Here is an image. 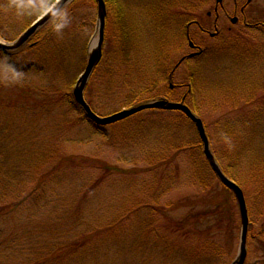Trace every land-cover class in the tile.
Masks as SVG:
<instances>
[{
	"label": "rangeland",
	"instance_id": "obj_1",
	"mask_svg": "<svg viewBox=\"0 0 264 264\" xmlns=\"http://www.w3.org/2000/svg\"><path fill=\"white\" fill-rule=\"evenodd\" d=\"M54 1L0 0L1 39L11 42L27 27L26 10L39 16ZM120 1L129 52L121 49L110 8L103 56L84 91L100 115L171 91L169 73L192 52L185 27L192 11L215 31L217 0ZM241 6L259 29L231 22L242 17ZM217 11L218 37L191 27L205 51L176 68L172 83L187 85H175L173 98L180 100L191 83L187 103L246 197L251 230L244 264H264V0H222ZM60 20L63 47L52 40V49L49 40L12 62L0 54V203L18 202L0 215V264H25L50 252L54 241L67 247L81 239L76 254L47 264H230L240 245L239 206L206 164L203 146L191 144L201 141L195 124L176 110L145 109L101 126L58 98L63 92L74 98L98 34L97 3L70 6ZM199 175L230 197V211L188 219L210 209L200 201L207 190ZM178 201L192 202L168 207Z\"/></svg>",
	"mask_w": 264,
	"mask_h": 264
},
{
	"label": "water",
	"instance_id": "obj_2",
	"mask_svg": "<svg viewBox=\"0 0 264 264\" xmlns=\"http://www.w3.org/2000/svg\"><path fill=\"white\" fill-rule=\"evenodd\" d=\"M73 0H55L48 9H46L41 15H39L26 29H24L16 39L11 42H6L0 37V51L15 50L23 46L29 41V39L43 26L45 25L58 11H60L65 5L69 4ZM97 3V36L93 37L90 43V50L88 53V59L86 66L79 76L76 85L73 89V95L75 101L83 108L87 117L95 122L97 125H107L116 121L125 119L139 111L151 108L166 109V110H181L183 111L195 124L199 137L203 144V151L208 160L211 168L216 173L220 181L231 189L236 197L240 218H241V235L239 251L236 258L230 264H244L247 257V236L249 228V214L247 209L246 198L241 186L229 176H227L218 161L216 160L214 153L210 146L209 137L207 135L203 120L185 103L184 98L180 101H173L166 98H154L121 110L115 111L108 115H100L96 113L88 101L85 99L84 91L87 83L90 79L93 70L101 61L103 55V44L105 40V25L107 16V5L105 0H95ZM221 2L222 0H217ZM237 17L231 18L232 22H236ZM214 32L213 34H215ZM189 44L194 46V43L190 40ZM199 53V52H197ZM195 54V53H193Z\"/></svg>",
	"mask_w": 264,
	"mask_h": 264
},
{
	"label": "trees",
	"instance_id": "obj_3",
	"mask_svg": "<svg viewBox=\"0 0 264 264\" xmlns=\"http://www.w3.org/2000/svg\"><path fill=\"white\" fill-rule=\"evenodd\" d=\"M89 1L93 2L94 0H74V1H72L71 3L66 5L64 8H62L57 14H55L44 26H42L32 36L29 43H26L25 45H23L22 47H20L16 50L6 51V52L0 51V54H4L6 56V58L12 62V60L15 58V55L17 53H19L23 50H26V49L33 50V49L46 47L49 40H51V42H52V40H57V45L59 47H63V45H64L63 38L62 37L58 38L59 37L58 30H59V28L64 26L62 24L63 22H61V20H60V17L62 15L63 10L70 7V6H78L79 4H83V3H86ZM105 1L107 4V10H109L110 8L114 10L115 17L119 22L121 49L123 52H125V54H128L129 49H130V31H129V28H128V25L126 22V15H125L124 7H123L120 0H105ZM37 17L38 16H34L30 10H26L24 13L25 25L29 26ZM3 36H4V38H6L5 35H3ZM51 45H52V49H53V47L57 46V45L53 46V42ZM191 88H192V86H191ZM191 88H190L191 91L189 93L190 96H192V93H193V90ZM67 95H69L68 92H63V94H60L58 98L66 99L68 101V103L70 105H72L73 107H80V105L75 101V99L73 97L66 98ZM160 96H165L168 99H174L172 92L167 91V90H164V94L163 95L160 94ZM187 98H186V101H187ZM193 110L195 111V109H193ZM179 112H181V111H179ZM181 113H182V116L184 115V117H186L189 120V118L183 112H181ZM191 144L202 147V143L200 140L197 143H191ZM179 149H182V147H180ZM213 153H214L217 161L220 164V160H219L217 154L214 151H213ZM73 162H74L73 159H70L69 157H65V163H71L72 164ZM205 162L207 165L209 164V163H207L208 162L207 159H205ZM199 176H200L199 177V183L201 184L203 189L207 190L206 196L200 197V199H201L200 201L202 202V204L209 205L210 209L198 210L194 215L191 216V218H188V219H190L191 221L197 222L199 220L201 221L202 218H204L208 215L211 216V214H213V213L218 214L222 211H224V212L230 211L229 210L230 209V202H229L230 197L229 196H221L219 194L218 190L215 189L216 186H212V184H210V182H211L210 178L206 179L203 175H199ZM214 177H216V176H214ZM230 177L235 180V178L233 176L230 175ZM216 179H218V178L216 177ZM223 187L226 190H229L226 186L223 185ZM211 190L214 191L212 195L209 194V191H211ZM3 197H4V195L1 196V198H3ZM15 202H12L10 204L5 203V202H1L0 203V215H2L6 211H9L10 209L14 208L16 203H18V202H16V203ZM189 202H192V201H178L174 204L169 203L168 207L180 206V205H183V204H186ZM193 202L196 203L195 201H193ZM212 203L214 204L215 207L210 206ZM230 216L231 215H229V219H230ZM217 223H220V222H217ZM181 225H183V223H178V228H180ZM228 226H229V224H228ZM250 230H251V221L249 224V232H250ZM1 235H2V232L0 230V238H1ZM84 240L85 239H81V240H78V241L72 242V243L68 242L67 247H65V245H66L65 242L64 243L63 242H56L55 243V241H54L52 243L53 249H50V252L47 251L46 253L40 255V257L32 259L25 264H47V263H50L51 261H53L54 259H58L60 256L63 257V255H66L65 253L71 252V254L72 253L76 254L79 251V249L85 244ZM52 244H50V246ZM18 264H20V263H18Z\"/></svg>",
	"mask_w": 264,
	"mask_h": 264
},
{
	"label": "flooded vegetation",
	"instance_id": "obj_4",
	"mask_svg": "<svg viewBox=\"0 0 264 264\" xmlns=\"http://www.w3.org/2000/svg\"><path fill=\"white\" fill-rule=\"evenodd\" d=\"M221 4H222V1L221 2H218L216 4V6H215V9H214L216 11V17L213 20V26H214V28L216 30V34H213L214 31H210L209 30L210 25H206L205 23L200 22V20L198 19V17L193 15V11L190 13V15H189L190 17L188 16L189 19L186 21V25H185V27H186V38L188 40V43L191 40L194 43V46H191L189 44L190 48L192 49V52L189 53V54H187L185 57L183 56L180 59V61L176 63L175 67L172 69V71L168 75V80H169V86H168V88L171 89V92H172L173 95L176 93L174 88H176L177 86L187 85L186 83H182V84H178V85H176L175 83H172V78H173V75H174V72H175L176 68L183 61H185V60L188 61L191 58L198 57L201 54H203L204 51H205V49L203 48L202 45L196 43L193 40V38L191 36V33H190L191 27L192 26H196L198 28V30H200L202 33H206V34L210 35L213 38L218 37L219 34H220V32H221V30H220L221 27L218 25V21L220 19V15H219V12L217 10H218L219 5H221ZM234 7H235V12H237L238 11V6H237L236 3H235V6ZM195 13H197V12H195ZM207 14L208 15H211V11H208ZM240 14L242 15V17H240V18H239V16L237 14L234 15V16L237 17V20L234 23H237L239 20H241L247 27H250L252 29H259V21H255V22L249 21L248 18H247V15L245 13V10H244V7L243 6L240 7ZM228 28L230 29L231 26H228ZM199 49L201 50V52L198 54V53H196V51H198ZM193 53H195V54H193ZM175 85H176V87H175ZM190 88H191V83L188 82V91H185L184 93H180V98L181 99L184 98V97L186 99L188 97V95H189V93L191 91Z\"/></svg>",
	"mask_w": 264,
	"mask_h": 264
}]
</instances>
